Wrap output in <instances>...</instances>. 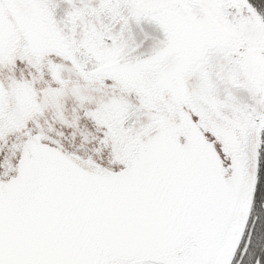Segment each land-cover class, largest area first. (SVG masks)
<instances>
[{
	"label": "snow or ice",
	"instance_id": "snow-or-ice-1",
	"mask_svg": "<svg viewBox=\"0 0 264 264\" xmlns=\"http://www.w3.org/2000/svg\"><path fill=\"white\" fill-rule=\"evenodd\" d=\"M0 264H264V0H0Z\"/></svg>",
	"mask_w": 264,
	"mask_h": 264
}]
</instances>
